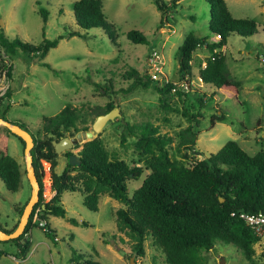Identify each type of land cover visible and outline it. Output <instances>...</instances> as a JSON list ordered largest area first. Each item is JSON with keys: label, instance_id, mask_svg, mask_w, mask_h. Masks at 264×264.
Returning a JSON list of instances; mask_svg holds the SVG:
<instances>
[{"label": "rangeland", "instance_id": "obj_1", "mask_svg": "<svg viewBox=\"0 0 264 264\" xmlns=\"http://www.w3.org/2000/svg\"><path fill=\"white\" fill-rule=\"evenodd\" d=\"M73 1L0 0V33L8 38L16 36L37 44L43 38L62 34L57 44L50 47L42 58L54 71L39 61H26L21 49L15 48L12 54H5L0 47V61L11 67L7 80L9 107L4 113L8 120L25 122L35 130L41 126L43 115H52L68 103L77 108L79 116L75 124L79 130H83L81 127L89 129L96 116L94 110L115 99L119 115L106 121L91 137L76 141V147L66 150L76 153L87 140L95 138L109 154L123 159L130 166L142 167L139 176L125 181L128 196L148 169L145 168V155L134 147V136L125 134L126 121L138 125L146 122L156 124L159 134L171 137L167 146L173 154L177 131L188 122L183 111L201 115L196 116L199 123L194 127L196 138L193 146L198 153L189 152L184 158L185 163L214 152L227 139H234L249 154L261 147L258 138L264 137L260 131L264 127V0H224L232 16L249 17L256 25V32L248 36L227 34L221 48L230 74L239 81L237 94L217 93L210 84L198 79L197 69L208 54L204 45H198L190 61L191 89L178 87L182 94L171 92L166 106L158 101V93L153 86H132L131 78L123 73L128 68L136 69L139 74L147 71L146 54L150 48H156L162 54L160 70L163 76L177 80V46L183 37L190 31L197 36H211L207 28L206 0H173L174 6L169 8L166 20L161 23L160 11L153 0H100L102 12L115 28L113 41L100 28L79 29L80 36L67 35L68 31L78 28L72 14ZM163 1L172 4L171 0ZM40 10L46 11L45 21ZM130 28L141 31L146 40L130 41L125 36V31ZM211 39L209 37L208 40ZM196 95H201L202 104L194 99ZM220 114L224 118L214 120L211 125L209 119ZM8 135L6 152L19 163L21 174L20 185L14 191L7 190L0 180V221L6 223L15 216L14 205L25 202L30 193L21 143L16 136ZM121 135H124L123 140ZM63 152L55 157L52 169L56 173L61 171L67 158ZM42 163L43 160L41 167ZM70 176L75 188L63 189L61 201L67 216L77 221L84 220L86 224L48 214L55 236L33 224L30 238L26 236L29 248L25 257L15 259V254L18 256L16 245L0 242V247L11 254L0 256V264H130L129 258L133 255L129 241L124 233L115 229L114 224L113 211L123 204L109 196L85 172L71 171ZM46 187L43 179L41 193L45 197ZM143 245V255L137 256L133 264H166L150 236L144 239ZM201 254L206 264H250L239 248L220 240H215L212 247L202 250ZM260 257L253 249L254 264Z\"/></svg>", "mask_w": 264, "mask_h": 264}, {"label": "trees", "instance_id": "obj_2", "mask_svg": "<svg viewBox=\"0 0 264 264\" xmlns=\"http://www.w3.org/2000/svg\"><path fill=\"white\" fill-rule=\"evenodd\" d=\"M153 2L160 11L159 23H161L166 20L169 8L174 6L173 0L170 5L163 0H153ZM206 2L208 4L207 28L211 36H197L190 31L183 37L177 46V80L165 78L163 74L154 79L147 71L139 74L136 69L128 68L123 74L131 78L130 85L153 86L158 93V101L166 106L167 97L171 92L177 95L182 94L178 87L184 86L186 90L191 89L189 76L192 52L198 45H204L208 54L203 64L197 69L198 79L210 84L217 93L237 94L239 81L230 74L221 48L229 33L248 36L256 32L255 22L249 17L232 16L224 0H206ZM45 13L46 11L40 10L43 21L46 19ZM72 14L78 28L68 31L67 35L80 36L82 35L80 30L100 28L107 38L113 41L115 28L102 12L100 0H74ZM125 36L132 42L146 40L144 34L135 28L126 30ZM61 37L62 34H57L53 38H43L39 43L31 44L16 36L8 38L0 33V47L5 54L6 52L12 54L15 48L21 49L24 51L26 61H39L40 64L54 71V68L42 58ZM209 37L212 38L210 41ZM10 68V64L0 61V70H4L7 77H9ZM124 91H128V88ZM192 91L198 90L192 89ZM9 94L8 87L4 98L0 99V117L6 119L4 113L9 107ZM194 99L202 104L201 95L194 96ZM111 107L112 102L109 101L105 107L94 112L97 115ZM183 112L188 122L177 131L173 154L167 146L171 137L159 134L156 124L146 122L138 125L134 122H125V134L134 136V147L145 155V168L148 169L140 184L129 196L126 193L125 181L129 177L139 176L143 168L130 166L123 159L109 154L101 142L95 138L87 140L76 151L78 164H69L66 158L61 171L58 173L53 171L57 153L53 149L51 140L67 134L73 135L72 132L80 129L75 124V119L79 116L76 107L67 103L56 113L43 115L41 126L36 127L35 130H32L25 122L9 119L11 122L18 123L32 136L33 145L30 153L39 184L38 200L33 204L32 209L39 206V218L45 220L47 227L43 231L55 233L52 227H49L48 214L66 217L60 193L63 189L75 188L70 172L80 170L107 191L109 196L123 204L114 209V224L119 233L127 236L133 262L137 256L143 255V241L150 236L152 244L161 251L166 264H206L201 251L211 248L215 240L233 244L242 251L250 264H254L252 244L256 236L244 224L238 213L240 211L264 213V143L259 140L261 147L249 154L234 139H227L214 152L185 163L184 158L187 154L195 150L194 127L199 123L196 116L201 115ZM223 118L224 115L220 114L210 118L209 123L212 125L214 120ZM2 129L16 136L7 127L2 126ZM16 137L21 143L22 150L24 142L18 136ZM123 138L124 135H121V140ZM76 146L77 144L72 145V147ZM182 149L183 152L180 151ZM70 152L64 150L63 154L67 157ZM42 159L50 163L51 188L54 190L53 195L46 201L42 200L41 195ZM20 174L19 163L0 144V180L7 190L14 191L18 188ZM220 197L222 200L219 199ZM24 203H16L13 207L18 216ZM231 211L234 213L231 214ZM30 216L31 213L19 235L0 240V242L14 243L18 253V256L16 254L15 256L19 258H23L29 248L26 233L33 226ZM66 219L74 223L86 224L84 220L77 221L71 216ZM17 220L10 228L0 226V229L12 230ZM4 253L6 252L0 248V256Z\"/></svg>", "mask_w": 264, "mask_h": 264}, {"label": "water", "instance_id": "obj_3", "mask_svg": "<svg viewBox=\"0 0 264 264\" xmlns=\"http://www.w3.org/2000/svg\"><path fill=\"white\" fill-rule=\"evenodd\" d=\"M119 115V109L117 105V101L114 99L112 100V107L106 110L103 113H98L95 118L92 120L90 124V128L86 130H77L74 135H64L59 137L58 139H52L51 143L53 145V149L56 153H59L61 151H64L66 149H69L72 147V145L81 139L82 137H91L92 134L97 132L100 127L108 120H112L114 116ZM123 121V120H121ZM0 125L7 127L10 132L21 138V140L24 142V146L22 149V154L24 158V168H25V176L28 180V183L30 185V193L23 204L22 210L18 216L17 223L15 227L10 231H5L3 229H0V240L8 239L15 237L19 235L24 225L28 219L29 213L32 209L33 204L38 200V190H39V184L34 172V168L32 165V156L30 153V148L33 145L32 136L30 133L21 127L18 123L11 122L10 120L6 118L0 117ZM193 152L198 153V150H193ZM67 161L69 164H78L79 159L77 155L73 152H70L67 155ZM222 200V198H219ZM130 264H133V258L130 256L129 258Z\"/></svg>", "mask_w": 264, "mask_h": 264}, {"label": "built area", "instance_id": "obj_4", "mask_svg": "<svg viewBox=\"0 0 264 264\" xmlns=\"http://www.w3.org/2000/svg\"><path fill=\"white\" fill-rule=\"evenodd\" d=\"M162 61L163 58L161 52L156 48H150V50L147 52L145 57V64L147 67V72L151 78L154 79L159 78L160 75H162V71L160 70V65ZM7 80L8 77L6 76L4 70H0V99L4 98L5 91L9 87ZM42 160L44 161V163H42L43 171L41 167V177H40L41 188L44 179L47 185L46 187L47 197H45V195H43L42 193L41 195H42V200L46 201L53 195L54 190L51 188V178H50V169H49L50 163L45 159ZM30 213H31L30 216L31 223L36 224L38 227H41L42 230H45L47 228L45 224V220L43 218H39V214H40L39 206L37 205L33 209H31ZM230 213L233 214L234 211H231ZM238 216L256 236V239L253 242L252 247L256 254L262 253V256L260 257L257 264H264V213L260 211H256V212L240 211L238 213Z\"/></svg>", "mask_w": 264, "mask_h": 264}, {"label": "crops", "instance_id": "obj_5", "mask_svg": "<svg viewBox=\"0 0 264 264\" xmlns=\"http://www.w3.org/2000/svg\"><path fill=\"white\" fill-rule=\"evenodd\" d=\"M8 119V118H7ZM260 131L263 133V135H264V127H262V128H260ZM9 135H8V133L6 132V131H4L3 129H2V126L0 125V144L2 145V146H4L5 147V149H6V140L7 139H9V137H8ZM258 140H262L263 142H264V137L263 138H261V137H259L258 138ZM22 151V150H21ZM61 194V193H60ZM114 199V198H113ZM60 200H61V197H60ZM118 201V200H117ZM61 203H62V201H61ZM63 205V204H62ZM64 207V206H63ZM118 207V206H117ZM116 208V207H115ZM65 209V208H64ZM66 211V210H65ZM114 212V211H113ZM66 217H68L67 216V214L65 215ZM65 217V218H66ZM18 219V215H17V213L15 212V216L13 217V218H11L9 221V223H6V222H2V221H0V226H2L3 228H10L13 224H14V222L16 221ZM67 220V219H66ZM47 221H48V218H47ZM79 221V220H78ZM48 223H49V221H48ZM50 224V223H49ZM49 227H51L50 225H49ZM26 236H27V238L29 239L30 238V228H29V230L27 231V233H26ZM1 249H3L6 253H4V254H2V255H6V254H8V255H11L6 249H4V248H2V247H0ZM11 253H13L14 254V252H11ZM1 255V256H2ZM260 255L262 256V253H260ZM25 257V256H24ZM23 257V258H24ZM15 259L17 258V259H23V258H19V257H14Z\"/></svg>", "mask_w": 264, "mask_h": 264}]
</instances>
